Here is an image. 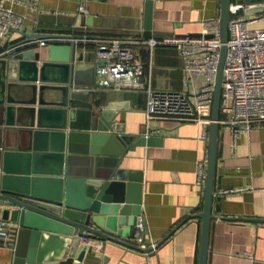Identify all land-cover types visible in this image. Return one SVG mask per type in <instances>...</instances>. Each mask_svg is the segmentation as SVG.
Listing matches in <instances>:
<instances>
[{"label": "water", "instance_id": "obj_1", "mask_svg": "<svg viewBox=\"0 0 264 264\" xmlns=\"http://www.w3.org/2000/svg\"><path fill=\"white\" fill-rule=\"evenodd\" d=\"M233 1L243 5L264 2L222 0L223 46L210 128L205 205L198 214L202 219L199 264H206L213 217L221 92ZM151 6L148 0L144 37L153 35ZM253 12L262 13L264 7L251 8L248 13ZM53 37L70 43L19 47ZM88 38L92 37L75 33L22 34L19 42L0 55V219L9 223V239L0 244H9L13 264H103L105 259L97 252L107 241L152 251L127 241L135 239L141 224L142 236L151 245L142 211L143 174L121 165L128 151L150 146L154 139L147 132L122 134L115 119L126 106L116 101L102 105L100 99L91 100L87 88H80L83 67L106 63L101 59L84 62V51L79 50L91 48L84 45ZM87 234L99 240L100 246L82 244L81 238Z\"/></svg>", "mask_w": 264, "mask_h": 264}, {"label": "crops", "instance_id": "obj_2", "mask_svg": "<svg viewBox=\"0 0 264 264\" xmlns=\"http://www.w3.org/2000/svg\"><path fill=\"white\" fill-rule=\"evenodd\" d=\"M151 1L152 37L201 34L203 22L221 17L222 12V0ZM147 2L7 0L5 5L23 16L24 24L20 32L14 31L0 39V53L19 42L22 34L144 36ZM80 7L86 13L80 12ZM250 9L241 10L238 15L258 14L248 13ZM251 27L263 28L264 20ZM84 45L91 47L79 50L84 51V62L98 60L94 43ZM155 66L153 86L156 89L194 93L204 84L198 77L190 79L188 85L185 83L183 59L174 48L158 49ZM96 69L90 66L80 70V88H87L91 100L100 99L102 105L116 101L126 106L118 111L115 119L116 129L122 134L147 132V137L154 139L150 146H136L128 151L121 168L143 174L142 211L149 232L146 238L157 245L155 250L142 252L107 241L97 252L98 256L105 259L103 264H199L202 219L198 214L204 210L205 188L198 184L196 173L198 163L208 160L209 153V141L201 138L203 127L172 119L148 121L146 93L102 89L98 86ZM233 147L232 132L220 126L206 264H264V221H257L264 220V123L242 134L235 151ZM224 190L236 193L225 195ZM86 237L90 245L100 246L99 240L89 234ZM127 241L134 244V239ZM0 264H13L8 243L0 244Z\"/></svg>", "mask_w": 264, "mask_h": 264}, {"label": "built area", "instance_id": "obj_3", "mask_svg": "<svg viewBox=\"0 0 264 264\" xmlns=\"http://www.w3.org/2000/svg\"><path fill=\"white\" fill-rule=\"evenodd\" d=\"M6 1L0 0V39L19 31L24 24V17L6 6ZM258 6L264 7V2L251 6L232 4L230 8L219 125L232 132L233 151L242 134L264 123V27H251L264 20V12L251 17L238 15L241 10ZM80 12L86 13V10L80 7ZM63 40L68 41L53 37L34 40L19 47H41L58 44L55 42ZM75 41L78 45L79 40ZM83 41L85 44L94 43L97 58L106 61L96 69L100 88L115 92L143 91L147 96L148 121L172 119L182 123H197L203 127L201 138L209 141L216 78L223 46L220 17L205 20L200 37L175 34L162 37L129 35L92 37ZM160 48H174L178 51L183 59L182 70L187 85L193 77L203 79L204 84L194 93L190 90L154 88L155 53ZM207 164V158L201 160L196 173L197 182L203 188L206 185ZM233 193L236 191H222L225 195ZM8 230L9 223L0 219V242L8 241ZM143 230L144 227L139 224L135 246L143 250H155L157 245L146 244ZM81 239L89 243L87 237Z\"/></svg>", "mask_w": 264, "mask_h": 264}]
</instances>
